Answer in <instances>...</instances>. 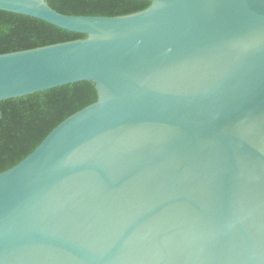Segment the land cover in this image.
Returning a JSON list of instances; mask_svg holds the SVG:
<instances>
[{
  "label": "water",
  "instance_id": "water-1",
  "mask_svg": "<svg viewBox=\"0 0 264 264\" xmlns=\"http://www.w3.org/2000/svg\"><path fill=\"white\" fill-rule=\"evenodd\" d=\"M120 17L0 10L86 36L0 55V103H95L0 173V264H264V0Z\"/></svg>",
  "mask_w": 264,
  "mask_h": 264
},
{
  "label": "trees",
  "instance_id": "trees-1",
  "mask_svg": "<svg viewBox=\"0 0 264 264\" xmlns=\"http://www.w3.org/2000/svg\"><path fill=\"white\" fill-rule=\"evenodd\" d=\"M66 16L120 17L148 8L145 0H45ZM86 36L40 20L0 10V55L31 50ZM92 83L80 82L0 103V173L30 155L68 117L95 103Z\"/></svg>",
  "mask_w": 264,
  "mask_h": 264
}]
</instances>
